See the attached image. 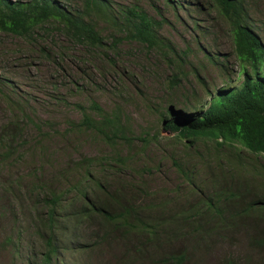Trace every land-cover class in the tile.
I'll use <instances>...</instances> for the list:
<instances>
[{"label": "trees", "instance_id": "16d2710c", "mask_svg": "<svg viewBox=\"0 0 264 264\" xmlns=\"http://www.w3.org/2000/svg\"><path fill=\"white\" fill-rule=\"evenodd\" d=\"M164 1L176 12L190 5L184 0ZM247 1L206 3L208 12L221 19L232 36L243 75L241 84L218 91L206 109L176 113L169 109L171 118L162 116L164 128L177 138L193 145L214 144L216 155L206 164L207 179L196 183L194 171L174 161L186 179L187 191L158 199L144 185L137 188L118 182L129 168L130 156L117 151L69 161L65 173L79 174L66 189L50 182L28 188L42 206V212L34 209V234L42 248L29 264H69L61 258L67 251L105 252L112 256V264H204L222 244L228 248L214 264H264V37L254 24ZM79 2L72 6L66 0H0V33L36 45L39 39L57 33L99 50L105 46L99 27L102 23L113 34L108 50L114 55L119 43L126 41L158 51L171 65L176 61L171 55L180 56L176 46L161 35L166 21H158L142 6L116 5L111 0ZM193 6L203 14L202 5ZM50 51L43 46L38 50L46 59H52ZM205 56L214 61L212 55ZM178 78L179 72L172 78L173 87ZM1 85L0 81V93L5 95ZM5 96L12 110L24 114V105ZM78 108L82 118L70 122L71 131L67 132L90 133L114 150L136 140L121 110L108 113L97 103L89 107L92 113ZM24 118L27 122L22 123ZM27 124L42 131L43 126L29 115L13 117L1 128L0 162L19 153L26 142L23 133ZM141 140L146 148L152 143L151 139ZM239 245L241 253L235 255L230 248Z\"/></svg>", "mask_w": 264, "mask_h": 264}, {"label": "rangeland", "instance_id": "374dc122", "mask_svg": "<svg viewBox=\"0 0 264 264\" xmlns=\"http://www.w3.org/2000/svg\"><path fill=\"white\" fill-rule=\"evenodd\" d=\"M66 1L72 6L80 4L79 0ZM111 1L116 5L138 4L158 21L164 19L161 35L180 54L171 55L175 64L171 65L158 51L136 42L119 43L114 55L108 50L113 34L102 23L99 27L105 46L99 50L66 40L57 33L39 39L37 45L0 33L1 88L5 95L25 107L24 114L12 110L6 96L0 93V130L13 117L24 115L43 126L38 131L27 124L23 133L26 142L22 140L19 153L7 162H0V264H29L34 254L40 255L42 243L34 234V209L42 212V206L28 188L34 183L50 182L66 189L77 181L79 174L65 173L69 161H78L82 156H110L117 151L130 156L129 168L118 182H128L137 188L144 185L158 199L187 191L186 179L174 161L187 171H194L196 183L208 177L206 164L214 160V144L193 145L177 138L164 128L162 116L171 118L169 109L174 113L203 106L206 109L218 91L241 84V67L225 23L208 12L209 0H184L190 5L177 12L167 7L164 0ZM247 2L254 24L264 37V0ZM193 4L202 5L203 14ZM39 45L51 50L52 59L41 56ZM205 54L212 55L214 61ZM178 72V85L173 87L172 78ZM92 103L108 113L121 110L127 116L131 137L136 139L131 146L120 145L114 150L90 133L67 132L71 131L70 122L82 118L78 106L92 113L89 108ZM25 122L26 119L22 123ZM42 132L47 135L42 136ZM142 138L151 139L152 143L146 148ZM110 187L114 190L115 186ZM220 246L223 248H217L204 264H214L228 248ZM230 250L238 255L241 245ZM61 258L69 264H112V256L105 252L91 255L87 251H67Z\"/></svg>", "mask_w": 264, "mask_h": 264}]
</instances>
